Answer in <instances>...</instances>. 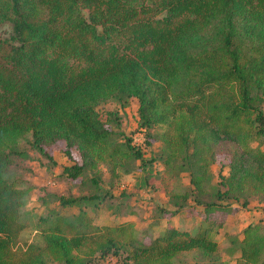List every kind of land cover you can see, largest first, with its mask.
I'll list each match as a JSON object with an SVG mask.
<instances>
[{
  "label": "trees",
  "instance_id": "1",
  "mask_svg": "<svg viewBox=\"0 0 264 264\" xmlns=\"http://www.w3.org/2000/svg\"><path fill=\"white\" fill-rule=\"evenodd\" d=\"M3 25L12 34L0 43V264L111 256L175 264L192 252L219 260L225 221L217 216L235 204H264V0H0ZM132 98L139 128L158 132L171 214L198 205L202 222L194 231L168 224L143 240L131 221L95 224L89 209L103 201L95 191L59 197L60 207L78 212L41 216V242L22 245L29 192L9 174L13 159H28V149L50 157L47 148L62 144L79 157L64 168L67 179L91 172L98 190L100 165L116 175L127 162H145L131 138L112 142L117 114L98 111ZM222 155L229 170L216 180L212 166ZM178 172L189 175L180 191L168 185ZM231 245L236 264H264V223H251Z\"/></svg>",
  "mask_w": 264,
  "mask_h": 264
},
{
  "label": "rangeland",
  "instance_id": "2",
  "mask_svg": "<svg viewBox=\"0 0 264 264\" xmlns=\"http://www.w3.org/2000/svg\"><path fill=\"white\" fill-rule=\"evenodd\" d=\"M12 29L8 25L0 27V43L11 37ZM6 47V46H5ZM138 100L135 98L126 102L122 107L118 102H108L100 105L98 111L105 118L109 112L117 114L119 126L111 124L116 133L113 136V143L124 142V136L131 138L132 144L141 149L145 162L134 160L127 162L124 167L112 175L108 167L100 165L99 172L101 181L98 190L94 188L91 179L94 176L88 172L83 177L74 181L68 180L63 170L78 162V154L73 153L69 158L64 152L62 144H55L47 148L46 157L35 150H29V158H15L10 166L9 174L17 180L19 186L28 189L26 205L21 210V220L26 225L20 234V243H40L38 232V219L45 217L52 212L59 211L64 215H73L78 212L76 208H62L58 204V198L80 197L90 195L95 191L103 200L97 210L89 209V213L95 224L99 226L117 225L122 222L131 221L137 230V236L141 239H148L160 234L168 224L186 227L194 231L197 222L204 218L201 206H190L180 210L176 215V207L166 196L164 182H161V173L165 167L160 159L162 144L157 139V131H148L139 128ZM147 142H151L148 145ZM155 158V161H149ZM229 157L219 156L218 162L212 166L216 180L220 172L228 173L227 164ZM225 166L223 167L222 166ZM177 172V167L173 169ZM168 185L180 191V188L189 187V175L181 172L169 180ZM249 207L239 208L231 215H218V220H224L226 229H221L217 240L220 250L217 254L219 260L214 261L210 257H204L197 252L184 253L176 258L175 264H236V254L231 255V240H241L243 229L252 221L264 223V204L256 200L251 201ZM189 204H193L189 201ZM149 240V239H148ZM216 258V257H215ZM222 262V263H220ZM56 264V263H51ZM92 264H121L117 257L106 259H95Z\"/></svg>",
  "mask_w": 264,
  "mask_h": 264
},
{
  "label": "crops",
  "instance_id": "3",
  "mask_svg": "<svg viewBox=\"0 0 264 264\" xmlns=\"http://www.w3.org/2000/svg\"><path fill=\"white\" fill-rule=\"evenodd\" d=\"M250 204H252V202H250ZM250 204L248 205V207L250 206ZM261 205H263V204H261ZM202 210H203V208H202ZM201 222H202V221H201ZM201 222H200V221L197 222L196 225L198 226ZM251 223H253V222L250 221V222L247 224V226L250 225ZM254 223H255V222H254ZM170 224L173 225V226H175V227L178 228V229H186V230H187V228H186V227H183L182 225H181V226H176L174 223H170ZM247 226H246V227H247ZM246 227H245V228H246ZM245 228H244V229H245ZM223 229H226V226H225V225H224ZM244 229H243V230H244ZM189 230H190V229H189ZM220 231H221V230H220ZM219 235H220V233L218 234V236H219ZM242 238H243V236L241 237V239H242Z\"/></svg>",
  "mask_w": 264,
  "mask_h": 264
}]
</instances>
